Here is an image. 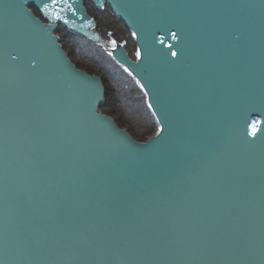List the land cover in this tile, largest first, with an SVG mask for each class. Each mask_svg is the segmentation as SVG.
Masks as SVG:
<instances>
[{
	"label": "water",
	"instance_id": "1",
	"mask_svg": "<svg viewBox=\"0 0 264 264\" xmlns=\"http://www.w3.org/2000/svg\"><path fill=\"white\" fill-rule=\"evenodd\" d=\"M91 1L133 58L82 0L67 24L51 0H0V264H264V0ZM58 25L134 81L144 141L100 110Z\"/></svg>",
	"mask_w": 264,
	"mask_h": 264
},
{
	"label": "trees",
	"instance_id": "2",
	"mask_svg": "<svg viewBox=\"0 0 264 264\" xmlns=\"http://www.w3.org/2000/svg\"><path fill=\"white\" fill-rule=\"evenodd\" d=\"M85 5L88 12L97 18L98 27H101L103 32L109 30L112 37L126 40V48L131 54V39L126 36L127 31L118 18L112 15L108 8L103 12L97 10L89 0H85ZM59 34L70 60L79 68L100 76L105 90L102 112L112 115L117 125L125 127L138 141H144L147 135L153 132L154 124L143 103V97L133 82L96 46L70 34L64 28L60 29Z\"/></svg>",
	"mask_w": 264,
	"mask_h": 264
},
{
	"label": "snow or ice",
	"instance_id": "3",
	"mask_svg": "<svg viewBox=\"0 0 264 264\" xmlns=\"http://www.w3.org/2000/svg\"><path fill=\"white\" fill-rule=\"evenodd\" d=\"M40 10L54 20H63L65 24L68 23V20L61 15L62 12L69 11L72 12L73 15L76 14V10L73 8V5L69 0H51L50 3H44ZM173 38H176L175 33H173ZM112 44L113 47L116 46L115 41H112ZM139 55L140 53L137 52V56ZM172 55L175 56L176 53L173 52ZM253 129L255 130V125H253Z\"/></svg>",
	"mask_w": 264,
	"mask_h": 264
},
{
	"label": "rangeland",
	"instance_id": "4",
	"mask_svg": "<svg viewBox=\"0 0 264 264\" xmlns=\"http://www.w3.org/2000/svg\"><path fill=\"white\" fill-rule=\"evenodd\" d=\"M97 25H98V23H97ZM99 28V30L101 31V32H103L104 30L101 28V27H98ZM103 33H108L107 31L106 32H103Z\"/></svg>",
	"mask_w": 264,
	"mask_h": 264
}]
</instances>
